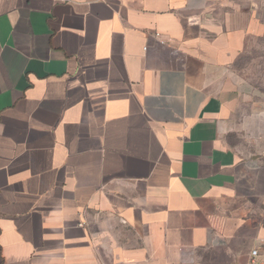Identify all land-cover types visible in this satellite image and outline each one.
Masks as SVG:
<instances>
[{
  "label": "crops",
  "instance_id": "1",
  "mask_svg": "<svg viewBox=\"0 0 264 264\" xmlns=\"http://www.w3.org/2000/svg\"><path fill=\"white\" fill-rule=\"evenodd\" d=\"M261 31L234 0H0V264L264 256L233 74Z\"/></svg>",
  "mask_w": 264,
  "mask_h": 264
},
{
  "label": "rangeland",
  "instance_id": "2",
  "mask_svg": "<svg viewBox=\"0 0 264 264\" xmlns=\"http://www.w3.org/2000/svg\"><path fill=\"white\" fill-rule=\"evenodd\" d=\"M251 10L261 27V34L247 39L245 50L233 66V74L245 90V102L239 116H246L248 139L240 145L246 153L257 154V145L264 147V0H234ZM258 137V138H257ZM257 193V186L246 189Z\"/></svg>",
  "mask_w": 264,
  "mask_h": 264
},
{
  "label": "built area",
  "instance_id": "3",
  "mask_svg": "<svg viewBox=\"0 0 264 264\" xmlns=\"http://www.w3.org/2000/svg\"><path fill=\"white\" fill-rule=\"evenodd\" d=\"M249 264H264V256L259 249H254L250 253Z\"/></svg>",
  "mask_w": 264,
  "mask_h": 264
}]
</instances>
